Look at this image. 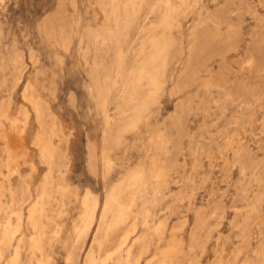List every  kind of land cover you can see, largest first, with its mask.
Instances as JSON below:
<instances>
[{
    "label": "rangeland",
    "instance_id": "374dc122",
    "mask_svg": "<svg viewBox=\"0 0 264 264\" xmlns=\"http://www.w3.org/2000/svg\"><path fill=\"white\" fill-rule=\"evenodd\" d=\"M262 33L264 0H0V113L9 117L0 115V225L14 236L0 264H10L20 238V264H128L129 249L131 264H148L176 226L182 264L258 263L264 73L244 68L255 55L264 61V45L256 53ZM26 96L61 129L52 138L61 152L52 185ZM240 148L250 156L236 159ZM7 151L19 152L9 167ZM160 168L165 182L156 177ZM137 174L140 187L128 189ZM45 186L43 254L31 249L28 217ZM9 188L24 194L21 223ZM112 194H121L119 202ZM87 204L95 212L85 232ZM122 204L132 214L114 227ZM159 221L166 222L162 241Z\"/></svg>",
    "mask_w": 264,
    "mask_h": 264
},
{
    "label": "bare ground",
    "instance_id": "6f19581e",
    "mask_svg": "<svg viewBox=\"0 0 264 264\" xmlns=\"http://www.w3.org/2000/svg\"><path fill=\"white\" fill-rule=\"evenodd\" d=\"M112 6H113V4H112ZM259 36H261L260 34H259ZM258 40V39H257ZM259 42H258V46H257V51H256V53H260V50H261V47L264 45V33H262V37H260L259 38V40H258ZM252 53V52H251ZM248 63H249V66L247 67V68H244V69H247L250 73H264V61L262 62V60L261 59H259L256 55L255 56H253V57H251L250 59H249V61H248ZM263 75V74H262ZM261 75V77H258L259 78V80H261L262 79V82L264 83V76H262ZM212 80V79H211ZM33 82V81H32ZM18 85V84H17ZM228 92V91H227ZM31 93V92H30ZM27 97V99L31 102V104L33 105V108L35 109L34 111L36 112L35 113V115H36V118L35 119H37L38 120V122L40 123V126H41V130H40V135L39 136H37L36 138H37V145L39 146V148H40V153H41V156L44 158V159H46V160H49L50 161V163H51V170H50V172H49V174L47 175V177H46V183H45V185H52L53 184V172L54 171H57V170H59V168H61L60 167V159H61V152H60V149H59V147L57 146V145H55L54 143H53V140H52V138H53V136H58L59 135V133H61V129L59 130L57 127H56V125H55V123H53V122H50L49 123V119H50V121H52V119L51 118H49V119H47V113H46V109H45V107L43 106V104L37 99V98H35L34 96H26ZM236 99V98H235ZM262 99L263 98H261V96H257V97H255V102L253 103L254 104V106H256L257 104H259L261 101H262ZM247 108V107H246ZM0 115H2V116H5V114H4V112L1 114L0 113ZM8 115V114H7ZM22 115H24V114H21V116ZM28 115V114H27ZM29 116V115H28ZM50 116V115H49ZM5 117H8V116H5ZM9 118V117H8ZM4 119H6V118H4ZM11 119V118H10ZM14 119V118H13ZM18 119H20V118H18ZM6 120H8V119H6ZM12 120V119H11ZM10 120V121H11ZM22 120V119H21ZM20 120V121H21ZM13 121V120H12ZM15 121H16V119H15ZM19 121V122H20ZM26 122V121H25ZM37 122V123H38ZM10 123V122H9ZM16 123V122H15ZM22 123V122H21ZM38 123V124H39ZM1 124V123H0ZM50 124V125H49ZM12 125H14V121H13V124ZM19 126H20V124H18ZM17 126V125H16ZM39 126V125H38ZM13 127V126H12ZM14 127H15V125H14ZM23 127V126H22ZM26 127V126H25ZM4 128V127H3ZM24 128V127H23ZM22 129V128H21ZM40 129V128H39ZM11 130H12V128H11ZM23 130V129H22ZM14 131H16V130H14ZM18 131H19V128H18ZM26 131V130H25ZM60 131V132H59ZM0 132L2 133L1 135H3V133H4V130L0 127ZM24 132V131H23ZM6 135L8 134V133H5ZM4 134V135H5ZM10 135V134H9ZM60 136V135H59ZM4 137V136H3ZM7 137V136H6ZM9 137V136H8ZM57 139V138H56ZM6 140H8L7 138H6ZM12 140H13V138H12ZM54 140H55V137H54ZM61 140V139H60ZM19 141V140H18ZM35 141V140H34ZM35 142V143H36ZM58 142V141H57ZM13 144V143H12ZM36 145V146H37ZM15 146V145H14ZM9 147V146H8ZM13 147V146H12ZM10 148V147H9ZM167 148V147H166ZM13 149V148H12ZM11 149V150H12ZM7 150H10V149H7ZM15 150V149H14ZM169 150V149H168ZM18 151V150H17ZM8 152V158L6 159L7 160V162H6V165H7V167H9L10 165H11V163H13V161L16 159V157H17V155H18V153H16V151H14V152H9V151H7ZM26 154V153H25ZM27 155V154H26ZM171 155V154H170ZM236 159H238V160H240L241 158H243V157H245V158H247L248 156H250V151L248 150V149H246V148H240V149H238L237 151H236ZM18 157H19V155H18ZM255 157V156H254ZM170 158V157H169ZM169 160V159H168ZM168 162V161H167ZM167 162H166V164H167ZM172 162V161H171ZM247 163H249V162H247ZM33 164V163H32ZM5 165V166H6ZM164 165V164H163ZM238 165V164H237ZM12 166V165H11ZM171 166V165H170ZM5 168V167H4ZM11 168H13V167H11ZM170 168V167H169ZM15 169H16V167H15ZM8 170H9V168H8ZM145 170V169H144ZM249 169H247L246 167H243L242 168V171L244 172V171H248ZM59 172V171H58ZM242 172V173H243ZM61 173V172H60ZM138 173H139V171H138ZM142 173H144V172H142ZM59 174V173H58ZM131 174V173H130ZM129 174V175H130ZM1 175H3V174H1ZM0 175V176H1ZM44 175V174H43ZM4 176V175H3ZM2 176V177H3ZM128 176V175H127ZM141 177H143V175L141 176ZM160 181H167V179H166V177H167V175H166V173L164 172V170L163 169H161L160 168V170H159V172H158V174H157V176H156ZM253 179L254 180H256L260 185H261V181L259 180V177L254 173L253 174ZM6 178V177H5ZM34 178V177H33ZM57 178V177H56ZM59 178V177H58ZM168 178H169V176H168ZM21 179V178H20ZM45 179V178H44ZM55 179V178H54ZM60 180L59 181H61L62 179L61 178H59ZM252 179V180H253ZM156 180V179H155ZM251 180V181H252ZM126 181V180H125ZM139 181H141V179H140V175L139 174H137V175H134L132 178H131V181H130V183H129V186L127 187L128 189H130V190H135V189H138L139 187H140V183H139ZM20 182V181H19ZM41 182V181H40ZM57 183H58V181H56ZM253 182V181H252ZM56 183V184H57ZM8 184V183H7ZM60 184V183H59ZM159 184V183H158ZM166 184V183H165ZM122 185V184H121ZM247 185V184H246ZM257 185V184H256ZM23 186V185H22ZM142 186V185H141ZM18 187V186H17ZM122 187V186H121ZM40 188V187H39ZM45 188H46V186L44 187V190H43V192H42V194H41V196H40V198H39V200L36 202V204L30 209V211H29V217H28V224L30 225V227L35 231V234H36V236L35 237H31L30 238V246H31V249H33L34 251H40L41 253H43L44 252V243H43V237L42 236H44L43 235V232L41 231V229H40V225H39V218L41 217V216H43L44 215V213H45V209H44V199H45V197H46V192H45ZM57 188H58V191L59 192H61V193H63L64 191H65V189H64V187L63 186H61V185H57ZM161 188V187H160ZM247 188V187H246ZM6 189V188H5ZM3 187H2V184L0 183V206H1V198H2V196H3V194H5L4 193V190H5ZM10 189V188H9ZM21 189H23V188H21ZM47 189V188H46ZM55 189V188H54ZM141 189V188H140ZM157 189H158V187H157ZM162 189V188H161ZM19 190V189H18ZM24 190V189H23ZM40 190V189H39ZM48 190V189H47ZM116 190H121V189H119V186H118V189H116ZM248 190V189H247ZM7 191V190H6ZM10 191H11V189H10ZM50 191V190H49ZM183 191V190H182ZM122 192H124V191H122ZM121 192V193H122ZM137 192V191H136ZM138 192H139V190H138ZM179 192V191H178ZM245 192V188H244V191H243V193L242 194H245L244 193ZM247 192V191H246ZM11 193H12V201L14 202V206L16 207L15 208V210L14 211H12V213L13 214H15L17 217L16 218H18V221H19V223H21V220H22V203H23V196H24V194H23V192L22 193H17V192H15V191H11ZM141 193V192H140ZM25 194H26V192H25ZM56 194V193H55ZM64 194V193H63ZM159 194V193H158ZM177 194V193H176ZM52 195V194H51ZM87 195V194H86ZM121 195V194H120ZM119 194L118 195H114L113 196V194H112V196H110V197H112V200H114V201H117L118 200V196H120ZM164 195V194H163ZM162 195V196H163ZM136 196V195H135ZM134 196V198H136ZM170 196H172V195H170ZM75 197V196H74ZM188 197V196H187ZM47 198V197H46ZM134 198H132V199H134ZM29 199V198H28ZM98 199V198H97ZM158 200H159V198H157ZM242 199H244V198H242ZM261 196H260V194L257 196V198H256V200H255V202H254V204L252 205V208H253V210L254 211H256V206H258V204H259V202L261 201ZM119 200H120V198H119ZM136 200V199H135ZM59 201V200H58ZM110 201V200H109ZM113 201V202H114ZM127 201V200H126ZM126 201H123V202H126ZM54 202V201H53ZM111 202V201H110ZM117 202H119V201H117ZM129 203V202H128ZM131 203H132V201H131ZM46 204V203H45ZM47 204H49V203H47ZM106 204V203H105ZM118 204V203H117ZM105 206V205H104ZM110 207H111V204L109 205ZM130 206H131V204H122V205H118V213H115V214H117L116 216H115V218H114V220H113V226L114 227H117V226H120V225H122V223H125L126 222V220L128 219V216H129V214L131 213L130 211ZM110 207H109V211H110ZM5 208V207H4ZM91 207H89L88 206V204H87V208H86V210H85V212H84V216H85V218H86V226H85V232H88L89 231V229H90V227H91V224H92V222H93V214H94V212H93V209L91 210L90 209ZM93 208V207H92ZM251 208V207H250ZM117 210V209H116ZM143 210V209H142ZM9 211V210H8ZM7 211V212H8ZM106 211V210H105ZM215 212L217 211V209L216 210H214ZM130 212V213H129ZM214 212V213H215ZM8 213H10V211L8 212ZM113 213V214H114ZM213 213V212H212ZM46 214V213H45ZM81 214V213H80ZM132 214V213H131ZM171 214V213H170ZM195 214V213H194ZM107 215H109V212H108V214ZM106 215V216H107ZM143 215V214H142ZM14 216V215H13ZM131 216V215H130ZM260 216V215H259ZM111 217V216H110ZM147 217V216H146ZM149 217V216H148ZM216 217V216H215ZM43 218V217H42ZM41 218V219H42ZM61 218V217H60ZM9 219V218H8ZM100 219V218H99ZM202 219V218H201ZM108 220V219H107ZM134 220V219H133ZM12 221V220H11ZM104 221V220H103ZM205 221V220H204ZM203 221V222H204ZM257 221V220H256ZM206 222V221H205ZM221 222V221H220ZM2 224H3V222H1ZM182 223V222H181ZM158 224V225H157ZM157 233H158V235H159V239H160V241H162V239H163V235H164V233H165V227H166V222L164 223L163 221H159V222H157ZM235 224V223H234ZM248 224V223H247ZM13 225V224H12ZM15 225V224H14ZM108 225V224H107ZM145 225H148V223L147 224H145ZM20 226V225H19ZM137 226V225H136ZM233 226V225H232ZM28 227V226H27ZM114 229V228H113ZM178 229H179V226L177 227H173V229L171 230V233H172V235H171V240L168 242V244H167V246L165 247V249H164V251L162 252V254L161 255H159V256H157L156 258H155V260L154 261H151L150 263H148V264H182V262L180 261V254L182 253V248H183V244H182V242L181 241H177L176 239L177 238H175V234H176V232H178ZM194 229V228H193ZM180 230V229H179ZM199 230V229H198ZM235 230H236V228H235ZM59 231V230H58ZM58 231H56V232H58ZM113 231H115V230H113ZM97 232V231H96ZM105 232V231H104ZM156 232V231H155ZM81 233V232H80ZM98 233V232H97ZM110 233V232H109ZM215 233V232H214ZM17 234H18V232H17ZM128 234V233H127ZM146 234V233H145ZM211 234H213L212 232H211ZM247 234V233H246ZM48 235V234H47ZM111 235V234H110ZM109 235V236H110ZM129 235L130 234H128L127 236H125L124 238H125V240H124V238H123V240H124V245H125V243L127 242V240L129 239ZM81 236V235H80ZM82 236H84L83 235V233H82ZM123 236V235H122ZM148 236V235H147ZM178 236V235H177ZM13 234L11 233V230L7 227V225L6 226H3V225H0V255H2L3 256V253H1V252H3V248L5 247V246H8V245H11V244H13L12 243V241H13ZM204 237V236H203ZM47 238V237H46ZM110 238V237H109ZM109 238H108V240H109ZM147 238H149V237H147ZM165 238V237H164ZM21 239L22 238H20L18 241H17V246L15 245V247L16 248H14L15 249V254H14V256H13V258H12V260H11V262H10V264H20V245H21ZM185 239V238H184ZM239 239V238H238ZM149 240V239H148ZM147 240V241H148ZM241 240V239H240ZM46 241V240H45ZM105 241H106V239H105ZM144 241H146V239L144 240L143 238H141L140 237V239H138L137 241H136V243H140V244H142ZM196 241V232L195 231H193L192 232V234H191V242L192 243H194ZM217 241V240H216ZM215 241V242H216ZM219 241H220V239H219ZM225 241V240H224ZM23 242V241H22ZM149 242V241H148ZM147 242V243H148ZM190 242V241H189ZM44 244V245H43ZM162 244V243H161ZM47 245V244H46ZM45 245V246H46ZM103 245V244H102ZM123 245V244H122ZM150 245V244H149ZM148 245V246H149ZM141 246V245H140ZM139 246V247H140ZM193 246V245H192ZM191 246V247H192ZM217 246V245H216ZM123 247V246H122ZM144 247V248H143ZM143 249H147V247L145 246V245H143ZM150 247V246H149ZM161 247V246H160ZM163 247V246H162ZM5 249V248H4ZM250 249V248H249ZM117 250H119V249H117ZM221 250V249H220ZM121 251V250H120ZM150 251V250H149ZM224 251V250H223ZM234 251V250H233ZM250 252V251H249ZM244 253V252H243ZM44 254V253H43ZM107 254V253H106ZM218 254V253H217ZM259 254L261 255L262 254V257L260 258L261 260L258 262V263H256V264H264V245L262 246V249L259 251ZM36 255H37V253H36ZM132 250L131 249H129L128 250V252H127V262H128V264H131L130 263V258H132ZM140 255V254H139ZM44 256V255H43ZM90 256V255H89ZM109 256V255H108ZM120 256V255H119ZM123 256H124V254H123ZM117 257H118V254H117ZM199 257V256H198ZM45 257H43V259H44ZM50 258V257H49ZM107 258V257H106ZM88 259V258H87ZM223 259H224V257H223ZM1 260V259H0ZM45 260V259H44ZM70 260V259H69ZM126 260V259H125ZM133 260V259H132ZM221 260H222V257H220V259H219V261L221 262ZM238 260V259H237ZM223 261V260H222ZM132 262V261H131ZM224 262V261H223ZM52 263V262H51ZM88 263V262H87ZM94 263V262H93ZM107 263V262H106ZM105 262L104 263H102V264H106ZM212 263H214V262H212ZM211 263V264H212ZM237 263V262H236ZM95 264V263H94ZM123 264V263H122ZM135 264H138V261L135 263ZM185 264V263H184ZM255 264V263H254Z\"/></svg>",
    "mask_w": 264,
    "mask_h": 264
}]
</instances>
